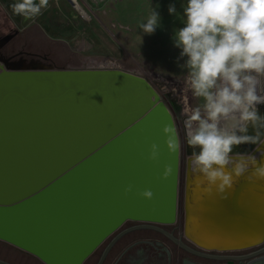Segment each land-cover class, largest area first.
Here are the masks:
<instances>
[{"label":"water","instance_id":"95a60500","mask_svg":"<svg viewBox=\"0 0 264 264\" xmlns=\"http://www.w3.org/2000/svg\"><path fill=\"white\" fill-rule=\"evenodd\" d=\"M21 60L0 57V255L19 264H84L133 221L197 257L244 258L162 228L177 222L183 171L181 145L170 154L162 132L171 125L180 144L177 111L153 81L117 68H33ZM152 143L157 161L148 159ZM145 189L152 199L138 194Z\"/></svg>","mask_w":264,"mask_h":264},{"label":"clouds","instance_id":"9594fccd","mask_svg":"<svg viewBox=\"0 0 264 264\" xmlns=\"http://www.w3.org/2000/svg\"><path fill=\"white\" fill-rule=\"evenodd\" d=\"M49 0H17L10 5L14 15L35 18L47 9ZM156 5L140 25L151 35L161 27ZM183 27L173 30L174 46L180 49V65L187 70L192 96L203 101L187 113L186 143L193 149L190 167L209 186L224 194L251 168V176L264 180V163L252 153H235L241 144L264 145V116L257 105L264 103V0H186L181 4ZM170 15L176 6L168 7ZM255 135H248L249 126ZM169 153L180 144L175 129H162ZM160 149L150 145L148 159L157 161ZM230 169V170H229ZM172 173L165 165L162 178ZM132 185L125 188L127 194ZM152 199L153 192L138 193Z\"/></svg>","mask_w":264,"mask_h":264},{"label":"rangeland","instance_id":"374dc122","mask_svg":"<svg viewBox=\"0 0 264 264\" xmlns=\"http://www.w3.org/2000/svg\"><path fill=\"white\" fill-rule=\"evenodd\" d=\"M77 1L85 9L86 18L68 0H49L47 9L35 18L14 15L10 5L17 0H0V39L11 36L0 47V57L11 58L21 53L19 56L24 60L17 65L26 67L33 64L54 69L97 68L108 62V66L134 72L153 81L161 95L172 91L182 104V116L173 112V118L180 139L183 174L178 219L175 224L166 227L176 236H183L182 189L189 157L184 123L187 113L184 112L203 103L192 96L187 84V70L180 67L184 60L179 59L180 49L174 46L172 40L173 30L184 26L181 4H185L186 0ZM170 4L176 6L175 15L168 12ZM156 5H159L156 10L162 18V26L151 35L144 34L140 25ZM259 149L257 145L252 153H257ZM182 255L188 260L199 261L192 254ZM210 261L200 260L206 264H225L226 260Z\"/></svg>","mask_w":264,"mask_h":264},{"label":"bare ground","instance_id":"6f19581e","mask_svg":"<svg viewBox=\"0 0 264 264\" xmlns=\"http://www.w3.org/2000/svg\"><path fill=\"white\" fill-rule=\"evenodd\" d=\"M72 5L86 18L87 13L77 0H72ZM108 64L105 62L100 67L88 69L116 68ZM0 65L4 67L2 63ZM30 67L38 66L31 64ZM162 95L181 116V103L172 91ZM257 110L259 115L264 116V103L257 105ZM247 134L255 135L251 125ZM256 146L241 144L234 147L233 154L252 153ZM258 146L259 151L252 154L257 156L258 161L264 163V145ZM187 150L189 157L184 170L182 189L183 237L204 250H245L251 248L248 247L250 245L259 244L264 238V180L255 177L249 179L252 171L250 168L232 188L221 194L215 186H209L199 174L191 171L190 156L194 150L199 152V149L187 145Z\"/></svg>","mask_w":264,"mask_h":264},{"label":"flooded vegetation","instance_id":"af4514ba","mask_svg":"<svg viewBox=\"0 0 264 264\" xmlns=\"http://www.w3.org/2000/svg\"><path fill=\"white\" fill-rule=\"evenodd\" d=\"M20 54L21 53H18L12 56L11 60L17 61L23 59L19 56ZM141 225L142 224L139 222H125L115 233L105 240L97 250H95L84 264H98L102 254L112 241L113 243L101 264H206L200 262V260L207 259L197 256L196 258H198L199 261L188 260L187 256L185 257L182 255L183 253L187 255L188 252L173 244L161 232L154 228ZM162 228L175 235V233L168 230L166 226H162ZM175 252L177 254L173 263ZM228 254L244 258L241 260H233L232 263L226 260L225 264H264V240L257 246L245 250L231 251ZM0 260L10 264H19L3 255H0ZM208 260L210 261V259ZM210 262H213V260Z\"/></svg>","mask_w":264,"mask_h":264}]
</instances>
